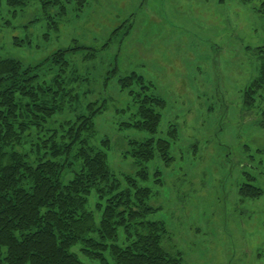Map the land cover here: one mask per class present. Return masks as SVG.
Instances as JSON below:
<instances>
[{
  "label": "rangeland",
  "instance_id": "rangeland-1",
  "mask_svg": "<svg viewBox=\"0 0 264 264\" xmlns=\"http://www.w3.org/2000/svg\"><path fill=\"white\" fill-rule=\"evenodd\" d=\"M76 1L56 25L59 9L51 19L42 0H29L15 16L3 7L0 57L30 66L69 51L66 77H78L71 87L79 102L55 115L53 126L88 113L91 103L104 105L93 144L110 140L122 187L134 177L152 189L149 203L158 210L149 218L167 223L164 244L183 264H264V99L244 103L264 60V0H85L80 8ZM132 72L167 101L159 135L173 123L178 136L173 160L157 154L144 181L124 155L129 140L148 136L124 127L142 93L137 84L133 94L121 86ZM249 176L263 190L259 198L239 193Z\"/></svg>",
  "mask_w": 264,
  "mask_h": 264
},
{
  "label": "trees",
  "instance_id": "trees-1",
  "mask_svg": "<svg viewBox=\"0 0 264 264\" xmlns=\"http://www.w3.org/2000/svg\"><path fill=\"white\" fill-rule=\"evenodd\" d=\"M71 1L42 0V8L51 19L49 11L59 9L56 25L68 14ZM84 1H76L78 8ZM28 3L0 0V20L3 7L15 16ZM68 52L55 51L45 62L30 66L0 57V264H183L182 254H173L164 244L170 233L167 223L149 218L158 210L149 203L152 189L139 186L134 177H127L128 186L122 187L111 167L110 140L93 144L95 120L104 105L91 103L88 113L53 126L55 115L79 102L71 87L78 77H66ZM45 69L53 73L49 80L41 78ZM120 82L123 89L135 84L142 89L135 99L134 120L124 127L148 136L129 140L124 155L133 159L137 177L144 181L157 154L166 163L173 160L177 130L171 123L168 134L159 135L167 101L148 92L152 84L142 75L132 72ZM260 99L264 60L244 91L249 107H257ZM254 180L249 176L241 185L243 198L263 195ZM93 194L95 206L90 209Z\"/></svg>",
  "mask_w": 264,
  "mask_h": 264
}]
</instances>
